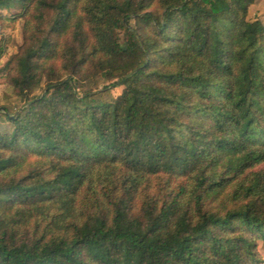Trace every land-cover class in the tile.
<instances>
[{"label": "trees", "instance_id": "trees-1", "mask_svg": "<svg viewBox=\"0 0 264 264\" xmlns=\"http://www.w3.org/2000/svg\"><path fill=\"white\" fill-rule=\"evenodd\" d=\"M252 1L0 0V264L264 263Z\"/></svg>", "mask_w": 264, "mask_h": 264}, {"label": "rangeland", "instance_id": "rangeland-1", "mask_svg": "<svg viewBox=\"0 0 264 264\" xmlns=\"http://www.w3.org/2000/svg\"><path fill=\"white\" fill-rule=\"evenodd\" d=\"M248 18L253 20L260 18L264 22V0H253L249 6V15ZM3 36V38L1 37ZM10 37L9 41L6 40ZM3 39L5 43V53L1 57V61L4 62L7 60L13 53L18 49V46L22 43V21H18L14 27H5V29L0 33V39ZM4 89V78L0 76V100L2 98V93ZM120 87H117L114 91H120ZM6 124L2 120L1 125ZM259 249L264 257V240L261 239L258 241ZM264 264V263H262Z\"/></svg>", "mask_w": 264, "mask_h": 264}]
</instances>
